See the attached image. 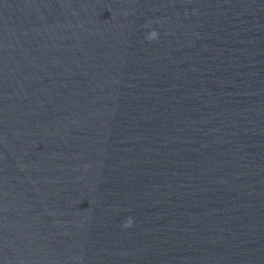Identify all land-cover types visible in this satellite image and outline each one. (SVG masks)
Instances as JSON below:
<instances>
[{"label": "water", "instance_id": "obj_1", "mask_svg": "<svg viewBox=\"0 0 264 264\" xmlns=\"http://www.w3.org/2000/svg\"><path fill=\"white\" fill-rule=\"evenodd\" d=\"M0 264H264V0H0Z\"/></svg>", "mask_w": 264, "mask_h": 264}, {"label": "clouds", "instance_id": "obj_2", "mask_svg": "<svg viewBox=\"0 0 264 264\" xmlns=\"http://www.w3.org/2000/svg\"><path fill=\"white\" fill-rule=\"evenodd\" d=\"M157 33L155 31L151 32L148 36V39H155L156 38ZM131 226V220H129V222L127 224H125V227H130Z\"/></svg>", "mask_w": 264, "mask_h": 264}]
</instances>
